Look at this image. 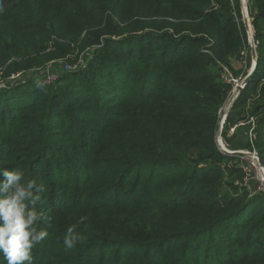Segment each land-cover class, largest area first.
<instances>
[{"label":"trees","instance_id":"trees-1","mask_svg":"<svg viewBox=\"0 0 264 264\" xmlns=\"http://www.w3.org/2000/svg\"><path fill=\"white\" fill-rule=\"evenodd\" d=\"M239 3L0 0L2 79L48 65L58 76L51 85L5 80L12 89L0 90V168L19 165L47 187L52 226L33 264H264V194L234 187L238 158L215 138L231 90L218 65L236 71L246 42ZM247 6L256 72L227 113L226 141L264 78V0ZM85 49L89 57L74 54ZM83 58V71L64 70ZM258 96L250 114L264 164V85ZM80 116L97 137L75 132L69 122ZM55 153L67 165L49 161ZM81 216L76 231L87 239L66 249Z\"/></svg>","mask_w":264,"mask_h":264},{"label":"clouds","instance_id":"clouds-1","mask_svg":"<svg viewBox=\"0 0 264 264\" xmlns=\"http://www.w3.org/2000/svg\"><path fill=\"white\" fill-rule=\"evenodd\" d=\"M0 175L4 177L0 181V256L6 264H33V250L49 237L52 226L45 207L47 187L42 181L26 179L19 165L13 170L0 168ZM86 220L81 216L68 227L63 237L66 249L87 239L76 231Z\"/></svg>","mask_w":264,"mask_h":264},{"label":"rangeland","instance_id":"rangeland-1","mask_svg":"<svg viewBox=\"0 0 264 264\" xmlns=\"http://www.w3.org/2000/svg\"><path fill=\"white\" fill-rule=\"evenodd\" d=\"M230 2H231V4L233 5V0H230ZM245 3H246V10H245V13L244 12H242V19H241V22L243 23V28H244V32L246 33V24L248 25V32L251 34V36L252 37H254V31H253V25H252V21H253V19H252V17H251V15H249V10H248V6H247V0H245ZM240 4V3H239ZM240 10H241V4H240ZM246 16H245V15ZM236 21V20H235ZM236 23V22H235ZM237 24V28H238V30L239 29H241V27H239V22H237L236 23ZM253 41H254V39H253ZM254 48H255V51H256V57H257V50H256V43L254 42ZM88 49V48H87ZM87 49H85L84 50V52L83 51H80V50H78V51H74V54H76V55H80V56H84L85 55V53H87V56L86 57H89V53L91 52V51H89V52H85ZM242 51H241V53L243 52V51H245V53H246V58H245V66L244 65H242V60L241 59H243L244 58V53L243 54H239V58L237 57V61L239 62V65L242 67V70L238 73V72H236L235 70H232L233 71V73H234V78H240V79H244L246 76H247V74H249V72L251 71V69H252V64H253V57H252V50H251V48H250V45H249V42H248V33H246V42L244 43V45H243V48L241 49ZM86 58L84 59H82V61H80L81 63H80V65H78L77 67H75L76 68V70H81V71H83L84 69H85V67H86ZM231 60H234V59H231ZM230 60V61H231ZM80 67V68H79ZM218 67L219 68H221V67H229L227 64L226 65H218ZM230 69V68H229ZM221 70H222V68H221ZM230 71H231V69H230ZM231 71V72H232ZM221 71H220V69H219V71H218V77H219V79H220V81H221V73H220ZM232 73V74H233ZM22 74V76H19L20 74H18V76L16 75V76H12V77H10V78H8L7 77V79L5 78V79H2L3 77H1L0 76V90H1V88L2 89H6V90H10V89H12V88H9V87H7V85L4 83V82H6L5 80H13V81H17L18 83H16V84H18L19 85V83H23V82H25V81H28L27 83L28 84H36V83H39V84H44V85H51V84H46V78L48 77V76H50L52 73H51V65H48V66H46L45 68H42V69H40V70H36V72H34V74L35 75H30V74H25L24 72H22L21 73ZM57 75V74H56ZM3 76V75H2ZM222 83V82H221ZM239 83V82H238ZM223 84V83H222ZM262 85H264V78L263 79H261V81L260 82H258L257 83V87H256V89H255V91L253 92L254 94H252L248 99H247V103H246V109H245V115H243L242 117H240V119L236 122V123H240V122H245V120H247V118H254L255 119V116H253V115H251L250 113L254 110V108L257 106V104H256V100H258V98H259V89L261 88V86ZM242 94V93H241ZM240 94V95H241ZM231 95V92H230V94L228 95V97H227V99L225 100V104L227 105V101L229 100L228 98H229V96ZM6 97V96H5ZM236 101V100H235ZM234 105V104H233ZM232 108V107H231ZM89 116V115H88ZM85 118H86V116L84 117V116H80V117H77V119H72L69 123H71V124H73L75 127H76V129H75V132L77 133V134H81V133H84L85 135H86V139L88 140V138L87 137H97L98 136V134L95 132V133H92V132H90V129H92V128H94V127H92V126H87V125H85V124H83L84 123V120H85ZM219 118V117H218ZM227 119V115H226V117H225V120ZM218 120V124H219V119H217ZM255 121H256V119H255ZM226 122H227V120H226ZM218 126V125H217ZM217 129V128H216ZM243 129H245V128H238L236 131H239V130H243ZM236 136H237V134H236V132H235V134L232 136V139H230V140H228L227 141V144H229V145H231V141H232V143H233V141H234V143L236 144V145H241V146H246V144H247V142H248V138L249 137H247V132H243V136L242 137H244V139H242V141H241V143H236L235 142V140H236ZM73 137H75L73 134H72V136H67V135H60V139L61 140H63V142H65L66 143V145H71L69 142H66V141H64V140H66V139H71L72 141H74V142H76L75 141V139L76 138H74V139H72ZM78 142V141H77ZM79 143V142H78ZM218 148V147H217ZM227 151H230V152H235V151H243V150H241V149H236L235 151H232V150H230L229 148L227 149V148H225ZM218 150H219V148H218ZM248 149H246V150H244L245 152L247 151ZM243 151V152H244ZM219 152L221 153V151L219 150ZM73 157L75 158V159H77L78 161H80V155H79V153H75V152H73ZM52 159L53 160H51V159H48L49 161H51V162H54L55 163V161H60L63 165H67V163H68V159L67 158H61V156L59 155V153H55V155H53L52 156ZM81 162V161H80ZM234 164H236V163H234ZM74 165H76L75 163H74ZM229 167H232V166H229ZM229 167H223V166H221V169L223 170L224 168L225 169H229ZM5 169V168H4ZM62 172L63 173H65V172H68V168H64L63 170H62ZM0 181H2L3 179H4V177L2 176V175H0ZM231 179H234V178H231ZM229 181H231V180H228V179H225L224 180V183L226 184L227 182H229ZM238 182H239V180L238 179H236L235 181H233V185H234V187H236V188H238L239 189V187H238ZM239 191H241L240 189H239ZM41 247V249H42V243L40 244V246H39V248ZM33 256H34V259L36 258V256H37V253H35V249L33 250ZM0 263H6V261H4L3 260V257L0 259Z\"/></svg>","mask_w":264,"mask_h":264},{"label":"built area","instance_id":"built-area-1","mask_svg":"<svg viewBox=\"0 0 264 264\" xmlns=\"http://www.w3.org/2000/svg\"><path fill=\"white\" fill-rule=\"evenodd\" d=\"M241 14H242V11H241ZM243 53H244V58L241 60H242V65L245 66V64H246L245 63L246 53H245V51H243L241 54H243ZM80 63L81 62H79L77 65H74L73 67H67L64 70H68V71L76 70L75 67L80 65ZM221 68H222V70L220 72L221 73V81L226 85L229 84V85L233 86V91L231 92V95L228 98V99H230V97L233 95L236 88L239 86L238 82L240 81V78H234L235 76L232 74V72L230 71L229 68H227V67L226 68L221 67ZM57 78H58V76L55 73L51 74L50 76H48L46 78V84H53V82L56 81ZM243 90L240 91V94L243 92ZM240 94H239V96H240ZM225 108H226V104L218 112V114L221 115V117H220L221 121H224L225 116H226ZM248 124L251 125V128L248 131V137H249V142L252 145V143L255 139L254 134H253L254 119H252V118H250L245 123H239L237 125H233L232 127H230L228 129V135H232L238 127H243V126L248 125ZM216 141L220 144L219 150L220 151L223 150L224 152L229 154V151H227L225 149L227 147V145L223 142L221 137L219 139H216ZM239 152L244 153L243 151H239ZM221 153H222V151H221ZM251 154L252 155H246V156L239 158L238 167L243 174V178H242V181L239 184V186L241 189H244L246 192H248L251 196L254 194H264V171H262V169L260 168V166L258 164V159L256 157L255 152L253 151ZM227 156H229V155H227ZM229 166H231V165L229 164L227 167H229Z\"/></svg>","mask_w":264,"mask_h":264},{"label":"water","instance_id":"water-1","mask_svg":"<svg viewBox=\"0 0 264 264\" xmlns=\"http://www.w3.org/2000/svg\"><path fill=\"white\" fill-rule=\"evenodd\" d=\"M245 10H246L245 0H241V11L245 13ZM245 26H246V33H248V42H249L250 48L252 50V57H253V64L251 66L252 69L249 72V74H247V76L244 78V80L239 84V86L236 88V90L234 91V93L230 97V99L227 101V105H226V108H225V114H227V112L231 109V107L235 103L234 101L238 98V96L240 94V91L245 88L246 84L253 78V76H254V74L256 72V60H257V57H256V51H255V48H254V41H253V37L248 32V25L246 24ZM220 127H221V124L218 126V128L216 130L215 138H217V139L219 138L218 135H219ZM221 151L225 155H234V156H241V157L246 156V155H252L251 152L242 153V152L236 151L234 153L227 154L223 150H221ZM256 157H257V159L259 161V166L264 171V164H263V161H262L260 155L256 154Z\"/></svg>","mask_w":264,"mask_h":264},{"label":"bare ground","instance_id":"bare-ground-1","mask_svg":"<svg viewBox=\"0 0 264 264\" xmlns=\"http://www.w3.org/2000/svg\"><path fill=\"white\" fill-rule=\"evenodd\" d=\"M240 4H241V0H240ZM244 80V79H243ZM242 79H240V81H239V84L243 81ZM222 82V81H221ZM223 83V82H222ZM224 84V83H223ZM238 84V85H239ZM224 85H226V84H224ZM227 85H229V84H227ZM231 86V90H230V92H232L233 91V86L232 85H230ZM227 115V114H226ZM218 119L220 120V117H221V115L220 114H218ZM226 117V116H225ZM250 118H247V120H245V122H247L248 120H249ZM252 119H254V118H252ZM245 122H240V123H245ZM221 124V127H220V130H219V135H218V137L220 138L221 137V139L223 140V142L227 145V149H228V147H229V144H227V141H226V139L224 138V137H222L223 136V133H224V127H225V124H226V120L224 119V121H219V124H218V126ZM237 124H239V123H236V124H234V125H237ZM218 126H217V128H218ZM233 125H231V126H229L228 127V129L230 128V127H232ZM246 127H248V131H249V129L251 128V125L250 124H248V125H245ZM245 126H243V127H240V128H244ZM239 128V127H238ZM237 128V129H238ZM255 128H256V125H255V119H254V130H253V134H254V137H255V139H256V136H255ZM236 129V130H237ZM217 130V129H216ZM236 130L234 131V133L232 134V135H228V130L226 131V134H227V137H229V138H232V136L235 134V132H236ZM215 134H216V132H215ZM247 137H248V132H247ZM218 138V139H219ZM217 139V138H216ZM255 139H254V141H255ZM254 141H253V143H252V145L250 144V142H249V138H248V142H247V144H249V146H250V149H248L246 152H255V154H257V152L255 151V149H254V147H253V144H254ZM216 144H217V147L219 148L220 147V144L216 141ZM230 150H232V149H230ZM244 151V150H243ZM236 152V151H235ZM245 151H244V153H246ZM229 153H234V152H230L229 151ZM259 155V154H258ZM231 156H234V155H231ZM234 157H237L238 158V160L237 161H235L234 163H236L235 165H237L238 166V164H239V158L241 157V156H234ZM233 163V164H234ZM232 164V165H233ZM258 164H259V161H258ZM231 165V166H232ZM261 168V167H260ZM262 169V168H261ZM262 171H263V169H262ZM242 178H243V176H242ZM242 181V180H241ZM241 181L239 182V184L241 183ZM239 184H238V186H239ZM240 187V186H239Z\"/></svg>","mask_w":264,"mask_h":264},{"label":"crops","instance_id":"crops-1","mask_svg":"<svg viewBox=\"0 0 264 264\" xmlns=\"http://www.w3.org/2000/svg\"><path fill=\"white\" fill-rule=\"evenodd\" d=\"M231 66H232V68H235L237 71L242 70V67L239 65V62L237 63V62L233 61V62H231ZM244 128L245 129H243V130L236 131V134H237L236 140H235L236 143H241L242 139H244V137H242L244 131L248 132V127L245 126ZM238 149H240V148H237V150ZM232 151H235V150L232 149Z\"/></svg>","mask_w":264,"mask_h":264}]
</instances>
